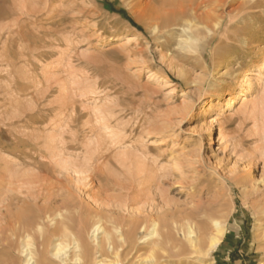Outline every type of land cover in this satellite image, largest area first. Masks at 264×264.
Wrapping results in <instances>:
<instances>
[{"label":"rangeland","instance_id":"374dc122","mask_svg":"<svg viewBox=\"0 0 264 264\" xmlns=\"http://www.w3.org/2000/svg\"><path fill=\"white\" fill-rule=\"evenodd\" d=\"M151 1L0 0V264L5 227L23 224L11 251L21 264L18 252L51 240L50 220L66 210L88 218L72 229L81 264L99 260L87 250L94 223L99 239L135 226L120 260L143 264L139 239L152 221L187 217L224 224L210 264H264V0H207L200 13L220 28L197 39L157 22ZM259 60L244 110L236 81ZM213 118L209 148L202 127ZM173 238L176 251L159 253V264H196L175 256L189 251L180 231Z\"/></svg>","mask_w":264,"mask_h":264},{"label":"bare ground","instance_id":"6f19581e","mask_svg":"<svg viewBox=\"0 0 264 264\" xmlns=\"http://www.w3.org/2000/svg\"><path fill=\"white\" fill-rule=\"evenodd\" d=\"M152 1L160 6V9L157 11L159 12V14H157L155 20L157 22L163 20L164 22L163 25L165 26V28L167 25H173L174 27H182L183 29L184 27H187V29H189L192 33H194L193 35L195 39H197L198 35L201 34V30H205L208 33H211L213 35L220 28V23L218 22L217 19L213 18L210 15V13L208 12L200 13V10L202 8L209 7L210 2L207 0L205 1L203 0H152ZM255 2L259 3L258 0H255ZM218 3H220V1H218ZM242 7L243 6H239L237 8V11H240ZM191 40L192 38L188 37L186 42H191ZM262 69H263V63L259 60L256 63H254V65L252 66V69H247V70L242 71L240 78L236 81L237 83L236 85L241 88V95L238 96L237 98L241 101V107L244 110H247L248 105L250 104V102L247 101V96L251 94L250 92L251 84L248 82V79H249L248 77L255 76V74L261 72ZM152 74L154 76H157L156 73H152ZM162 81L163 83H165V85L169 87L172 86L168 80L162 79ZM260 85H261L260 81L258 80V78H256V82H255L256 88H260L261 87ZM221 97L222 95L218 94L219 100ZM235 98H236V95H234V93H228V99H227L228 107L229 105L234 103ZM204 103L206 104V102ZM207 106H209V109H215L218 111H221L223 109V106L221 105V103L217 104L215 107H213L212 103H209ZM215 122H217V119L213 118L212 123L208 127L207 126L202 127V133L203 132L205 133L203 144L204 146H208L209 148H211L213 144L212 134L214 130L216 129L214 125ZM197 150H200V148H198ZM73 208L75 209V207ZM74 209H71V210H74ZM68 211L69 210H66V212L68 213L67 216L66 215L63 216L61 214V216L56 217V218H59V221L50 220V227L48 226L50 230H48V232L51 234L50 236L51 240L47 239L46 237H42L41 238L42 240L40 239L41 242L38 241L40 242L38 251L31 252L32 246L30 247L28 244V241L25 240L26 243L28 244L27 246H29L31 251L28 249L22 250L21 252L17 251L19 253L18 257L22 259L21 264H81V251L82 250L85 251V247L81 245V236L77 235L78 233L74 234L72 232V229H74V226H75L74 224L77 223L76 226L78 227V229L82 230L81 227H83V225L85 224V220H87L88 218L87 219L83 218L82 213L79 215L75 213L74 211L73 213L68 212ZM47 216H46V219H50V217H47ZM53 217H55V215ZM183 221L184 223L179 224V225L178 223L173 222L172 225L169 227L168 226L164 227L162 224L158 223L157 221H152V226H151L152 232L147 234L143 238L139 239L140 241L139 244L141 245L147 242L145 249H144L146 255L144 258H142V260H144L142 262L143 264H159V259L156 257L159 255V253L165 254L166 250H168L169 252L172 251V255H173V251H176L177 249V246L175 244L178 242V240H175L173 238V232L175 231H178V232L180 231L182 239L186 244V248L189 251L186 254L184 252L181 254H176L175 255L176 257L182 258L184 256L188 258L187 260H195L196 264H210L214 251L221 245L222 240L224 238V235H225L224 224L218 220H211L210 225H207V224L198 225L190 217L185 218ZM21 224L22 223H20L17 220L16 223H14V225L9 224L7 228L5 227V232H3L4 234L2 233L3 234L2 241L4 242L3 246L6 249V253L3 254V258H4L2 262L3 264H14L13 261L11 260L12 258L11 251L15 249V245L17 244V242H19L18 240H20V237L23 236L22 233L25 231L24 227H22L23 224L22 225ZM87 224H88V221H87ZM29 225L31 224L29 223ZM26 226L27 224L25 225V228ZM46 226H44L43 228L42 224L36 223L35 230H37L39 233H43L42 230L45 229ZM100 227L98 224L94 223L89 232L91 235V238L93 239L92 242L94 244L93 246L94 248L93 247L91 248V246H88L87 250L92 256L96 255V253L99 254V257H97L99 258V260L92 259L93 260L92 264H106L105 260L107 257H104L105 255H102V254L106 252L107 249H111L112 253L110 254L113 255L112 258L114 259V261H109L110 262L109 264H121L120 254L123 252V249L127 248V246H130V245L134 246L133 243L131 244V242H129L128 235L134 234L135 236H137V233L135 234V226L132 227L131 230L124 231V232L117 231L115 229L114 234H111L107 231L106 232L103 231L101 232L102 237L99 239L98 232L100 231ZM144 230L145 228L143 227L142 231ZM39 236H41V234ZM151 237H153L154 240L148 243V241L151 240ZM20 241H23V240H20ZM115 243L117 244L119 243V246L114 247L113 245ZM30 244L32 245V243ZM22 246H26V245H22ZM48 247H50L51 250L50 252L46 253V250ZM160 262H161V259H160Z\"/></svg>","mask_w":264,"mask_h":264},{"label":"trees","instance_id":"16d2710c","mask_svg":"<svg viewBox=\"0 0 264 264\" xmlns=\"http://www.w3.org/2000/svg\"><path fill=\"white\" fill-rule=\"evenodd\" d=\"M106 3L108 4V2H106ZM108 5H109V4H108ZM118 14L122 15L126 21H128L132 26H134V24H133V22L131 21V19H129V18L125 15V13H123V12H118ZM134 27L136 28V26H134Z\"/></svg>","mask_w":264,"mask_h":264}]
</instances>
